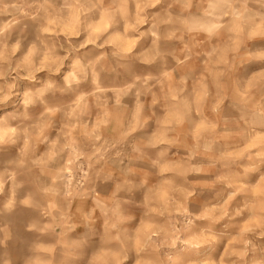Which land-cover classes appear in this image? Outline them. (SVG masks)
Masks as SVG:
<instances>
[{"label": "clouds", "instance_id": "obj_1", "mask_svg": "<svg viewBox=\"0 0 264 264\" xmlns=\"http://www.w3.org/2000/svg\"><path fill=\"white\" fill-rule=\"evenodd\" d=\"M4 17L0 110L17 97L20 110L0 111V148L15 147L0 162V191L31 184L29 208H55L46 228L26 229L55 234L36 246L43 258L20 264H264V47H249L264 41V0H0ZM162 42L178 43L183 60ZM200 56L219 57L211 81L194 76L201 96L216 99L215 115L194 116L182 96ZM248 64L261 67L237 78ZM165 79L170 98L158 114L153 89ZM226 107L248 129L239 141ZM62 153L70 169L50 171ZM35 170L50 182L37 186ZM217 189L215 202L195 206Z\"/></svg>", "mask_w": 264, "mask_h": 264}, {"label": "rangeland", "instance_id": "obj_2", "mask_svg": "<svg viewBox=\"0 0 264 264\" xmlns=\"http://www.w3.org/2000/svg\"><path fill=\"white\" fill-rule=\"evenodd\" d=\"M107 2V0H105ZM92 3H95V0H92ZM56 6L59 7V0H56ZM164 5H161L163 7ZM91 7V5H88ZM155 11V10H154ZM96 12L95 10H91L83 19L85 22L95 18ZM8 17L0 18V27H3L5 23L8 21ZM98 27H102V25H98ZM131 27V26H130ZM42 36L51 37L54 33L50 30L48 32H42ZM25 36L27 39L32 38V26L26 29ZM83 37H80L82 39ZM63 37H61L62 42ZM150 43V39L145 38L141 41L140 48H146ZM161 46L172 53L178 54L179 59L183 60V54L179 53L180 45L176 42H162ZM207 48V45L204 46ZM210 47V46H209ZM249 47L257 48V47H264V41H253L250 43ZM215 59H210L207 57H197L194 59L192 67L193 73L189 75L188 81L185 87L184 93H182L183 97L192 98L193 101V115H198L197 110L203 111L206 114L215 115L213 112V108L216 103L215 98H210L207 96H201V89L200 84L194 81V76L200 75L205 76L209 81L214 76V70L218 67ZM16 57L13 58V66L16 61ZM203 59H209V63L205 67L203 63ZM169 67L173 66V61L169 57L168 59ZM261 65L258 64H248L241 67L236 76L237 78H245L246 75L252 71L258 70ZM43 76V73L41 74ZM255 86V85H254ZM24 85H21L23 88ZM153 91L159 93V100L158 102L161 104L160 108L155 109L158 114H162V110L165 108L166 100L170 98V91H171V84L168 80H162L161 83L157 84ZM264 92V89L261 90ZM57 101H65L68 99L67 96H56L54 98ZM149 101H151L152 97L149 95L147 97ZM130 105V101H125ZM19 109V98H14L13 101L9 102L7 106L3 110L0 111H11V112H18ZM33 112L38 111V109H33ZM223 116L228 119L229 121V128L235 130L239 133L238 137H236L237 141L241 140L248 132V129L244 127L242 123L239 121V115L237 112L233 111L231 108L226 107L223 113ZM171 119V117H169ZM58 127V126H57ZM104 127L103 122L101 121L99 128L102 129ZM161 127H167L165 123H161ZM187 127V125H186ZM151 128V125H150ZM67 131V129H65ZM201 134V129L198 127H193L191 129V137L192 142L195 143V138ZM55 135V130L49 133V137ZM217 148H223V144L220 143L217 145ZM46 150V144L38 145L37 146V155L41 152ZM15 151V147L10 148H0V162L5 161L8 159ZM173 152L176 150L173 149ZM171 154V153H170ZM184 153L181 151L178 155H183ZM65 163L66 166L69 167L67 157L65 154H60L55 161L48 165V169L52 172L56 171L57 169L61 168ZM127 163V161H125ZM139 166V165H138ZM167 175L168 173H163ZM33 181L37 186L40 185H47L50 182V176L48 174H41L39 170H35L32 173ZM256 177H253L254 180ZM189 179H198V177L190 176ZM110 185H100L99 191L107 192L110 189ZM32 190L31 184L25 185L24 187L13 191L10 185L5 184L2 191H0V238H2L5 234L8 235L9 239L5 244L4 248H0V260L9 259L13 262V264H20V261L25 257L32 256L36 259H41L44 256L42 250H38L36 248L37 245H41L42 243L52 239L55 234H50L41 231H27L26 229L30 225H37L38 227H42L44 224L48 223L49 220L53 219V213L55 212V208L51 204H46L45 208L40 209H33L29 208L30 201L25 199L27 194ZM219 189L215 190L214 192H206L200 199L197 201L195 205L198 207L200 204H207L215 202L218 198ZM21 201V202H20ZM6 204L10 210H4L3 205ZM47 211L48 217H45L43 214ZM155 215V213H151ZM46 228L47 225H44ZM59 231L58 229L56 230ZM152 231V224L150 222H146L143 225L141 234H140V242L146 240ZM223 245L216 249L214 255H218L221 251ZM35 249V250H34ZM98 264H103L102 261H99ZM129 264L131 262L129 261Z\"/></svg>", "mask_w": 264, "mask_h": 264}]
</instances>
